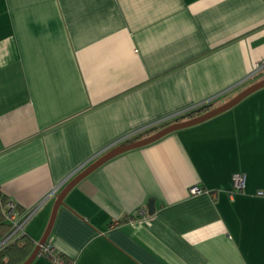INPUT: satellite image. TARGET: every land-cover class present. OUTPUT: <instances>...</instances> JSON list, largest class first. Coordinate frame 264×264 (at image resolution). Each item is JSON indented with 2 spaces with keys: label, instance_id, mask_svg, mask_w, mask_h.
<instances>
[{
  "label": "crops",
  "instance_id": "obj_1",
  "mask_svg": "<svg viewBox=\"0 0 264 264\" xmlns=\"http://www.w3.org/2000/svg\"><path fill=\"white\" fill-rule=\"evenodd\" d=\"M262 58L264 0H0V199L22 215L38 206L25 226L36 245L74 175L145 129L229 100ZM263 93L94 170L59 208L56 253L264 264V113L248 103Z\"/></svg>",
  "mask_w": 264,
  "mask_h": 264
},
{
  "label": "water",
  "instance_id": "obj_2",
  "mask_svg": "<svg viewBox=\"0 0 264 264\" xmlns=\"http://www.w3.org/2000/svg\"><path fill=\"white\" fill-rule=\"evenodd\" d=\"M264 87V77L248 84L246 87H244L241 91H239L236 95L231 97L229 100L220 103L218 105H215L214 103L210 104V109L192 116V117H186L183 119H176L171 120L166 123H163L157 130L139 137L132 139L130 141L122 142L118 145H115L102 155H100L97 159H95L93 162H91L89 165H87L84 169H82L80 172H78L76 175H74L60 190V192L56 196V200L53 205L52 214L49 220V223L47 225V228L41 237V239L37 242L34 249L30 253V255L21 263V264H31L39 255L40 249L44 243H46L49 240V237L53 231V227L57 218V214L59 211V208L61 205H64V199L66 195L84 178H86L89 174H91L94 170H96L98 167L103 165L105 162L109 161L110 159L118 156L119 154H122L126 151H129L131 149H135L147 144H150L154 141L159 140L160 138L164 137L165 135L174 132L176 130L193 126L196 124H199L203 121H206L228 109L235 106L237 103L242 101L244 98L252 94L253 92L261 89ZM156 210L155 205V199L152 198L149 201V213H154Z\"/></svg>",
  "mask_w": 264,
  "mask_h": 264
},
{
  "label": "built area",
  "instance_id": "obj_3",
  "mask_svg": "<svg viewBox=\"0 0 264 264\" xmlns=\"http://www.w3.org/2000/svg\"><path fill=\"white\" fill-rule=\"evenodd\" d=\"M263 69L264 58L255 63L253 71L250 73L249 78L253 75L258 74ZM233 180L234 185L237 189H243L245 187L246 175L243 173H235L233 175ZM190 190L194 194L202 193L205 191V189L199 185H193ZM259 193L264 194V190H260ZM37 209L38 206L34 207L33 209H30L26 214L22 215L15 201H12L10 199L7 201L4 207V211L8 220L12 223V227L10 231L0 240V247L6 243L15 240L26 232L25 226L30 220V218L36 213ZM141 212L144 213L143 210ZM39 255H45L50 257L56 264H74L72 260L60 254H57L54 246L50 242L44 243L42 245Z\"/></svg>",
  "mask_w": 264,
  "mask_h": 264
},
{
  "label": "trees",
  "instance_id": "obj_4",
  "mask_svg": "<svg viewBox=\"0 0 264 264\" xmlns=\"http://www.w3.org/2000/svg\"><path fill=\"white\" fill-rule=\"evenodd\" d=\"M262 73L263 72H259L253 78L257 77L258 79H260V78L264 77V75L261 76ZM258 79H256V80H258ZM256 80H254V81H256ZM210 104L211 103L202 104V105L195 107L193 109H190L189 111H187L181 115H178L175 118L170 119L168 121L176 120V119H183L186 117H192V116L198 115V114L210 109ZM168 121H166V122H168ZM166 122H164V123H166ZM162 124L155 125L153 127L145 129L144 131H142L141 133H139L135 137H132L130 139H126L124 142L130 141V140L135 139V138H139L142 135H147V134L157 130ZM8 200H9V198L4 197V196H2L0 199V234H2L3 236H5L10 231V229L12 227V223L8 220V218L5 214V211H4L5 204L7 203ZM19 210H21V209H19ZM133 217L135 218V215ZM48 242L49 241H47L46 243H48ZM34 247H35L34 241L25 232L24 234H22L21 236H19L15 240H13L9 243H6L0 247V264H21L30 255V253L32 252Z\"/></svg>",
  "mask_w": 264,
  "mask_h": 264
},
{
  "label": "rangeland",
  "instance_id": "obj_5",
  "mask_svg": "<svg viewBox=\"0 0 264 264\" xmlns=\"http://www.w3.org/2000/svg\"><path fill=\"white\" fill-rule=\"evenodd\" d=\"M264 75V72L261 74V76ZM258 79L257 77L255 78H251L249 80V83H252V81ZM261 97H264V93L263 94H258L255 96V98H253L250 102L248 103H251V105H254V106H257L259 109H261L264 113V102L260 101L261 100ZM260 99V100H259ZM217 105V104H216ZM244 174V173H243ZM245 183H246V180H245Z\"/></svg>",
  "mask_w": 264,
  "mask_h": 264
},
{
  "label": "flooded vegetation",
  "instance_id": "obj_6",
  "mask_svg": "<svg viewBox=\"0 0 264 264\" xmlns=\"http://www.w3.org/2000/svg\"><path fill=\"white\" fill-rule=\"evenodd\" d=\"M261 72H264V69L261 71ZM255 75H253L252 77H250V78H253ZM252 82H254V81H252Z\"/></svg>",
  "mask_w": 264,
  "mask_h": 264
}]
</instances>
